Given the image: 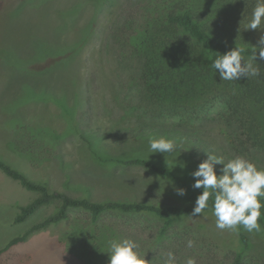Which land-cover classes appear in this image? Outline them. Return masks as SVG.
<instances>
[{"label": "rangeland", "instance_id": "obj_1", "mask_svg": "<svg viewBox=\"0 0 264 264\" xmlns=\"http://www.w3.org/2000/svg\"><path fill=\"white\" fill-rule=\"evenodd\" d=\"M237 2L0 0V158L76 197L158 205L185 204L171 179L105 159L140 156L191 174L208 152L225 162L246 155L264 167V105L246 101L263 141L259 147L240 133L225 103L238 94L237 81H226L227 93L223 83L172 81L169 72L178 70L164 58L166 17L184 9L200 21L230 20L231 30L256 44L264 30L244 29L245 21L236 19ZM152 57L158 58L155 69L145 66ZM159 136L177 141L175 153L149 155V141ZM221 167L216 165L218 174ZM34 196L0 171V247L55 210L53 203L13 223L18 206ZM215 220L205 210L161 234L162 221L150 214L110 211L93 217L71 209L64 220L29 235L19 249L24 253L11 251L0 264H108L114 237L140 241L151 264H163L169 251L177 264L188 258L194 264H232L241 248L238 232L218 229ZM243 232L248 242L242 264H264V231Z\"/></svg>", "mask_w": 264, "mask_h": 264}, {"label": "trees", "instance_id": "obj_2", "mask_svg": "<svg viewBox=\"0 0 264 264\" xmlns=\"http://www.w3.org/2000/svg\"><path fill=\"white\" fill-rule=\"evenodd\" d=\"M241 14L236 17L237 21H245L251 17L256 0H237ZM243 9H242V8ZM211 19L208 21H200L195 18L193 13L184 9L178 12H171L167 15V32L168 39L164 58L168 60L171 69L176 67L178 73L169 72V80L184 83L185 85H194V83H203L207 87L222 84L227 93L228 82L221 81L220 77L215 74L212 68V62L221 54L234 48L235 46H244L251 55L252 45L245 42L244 38L237 35V28L231 30V26L225 18ZM239 19V20H238ZM166 37V38H167ZM157 59V60H156ZM152 69H155L158 58H147V63ZM258 63V62H257ZM260 76L247 79L242 77L237 80L238 94L227 96L225 103L230 108L237 120L238 129L242 135H246L255 146H262L263 141L260 137V131L256 122V117L248 108L246 101H253L255 104L264 105V66L260 63ZM156 73V71H155ZM207 84H206V83ZM233 87V89H235ZM106 162L120 165L126 168L141 167L154 174L171 179L178 188H184L186 194L183 196L184 205L177 204H154L139 201H120L105 200L96 201L88 197H76L68 193L53 190L48 187L45 182L35 181L28 178L22 171L15 168L2 158H0V171L9 179L17 181L26 190L35 193V196L25 204L18 206V212L13 218V223H21L33 215L37 210L55 203V210L50 214L42 217L38 221L32 223L21 234L10 238L2 247H0V255L7 251L11 246L25 241L28 236L39 229L45 228L50 224L58 223L68 216L71 209H79L89 212L93 217H97L102 213L117 211L124 214H150L162 221L160 233L164 234L175 222L184 216L190 215L197 196L202 189H194L192 184L194 178L191 174H178L172 169L153 162L145 157L135 156L130 158L108 157ZM212 199L209 201L211 210ZM264 213V208L261 209ZM259 223L264 231V215L261 216ZM241 242V248L235 255L232 264H242V254L247 246L248 238L243 232V227L239 226L237 231Z\"/></svg>", "mask_w": 264, "mask_h": 264}, {"label": "clouds", "instance_id": "obj_3", "mask_svg": "<svg viewBox=\"0 0 264 264\" xmlns=\"http://www.w3.org/2000/svg\"><path fill=\"white\" fill-rule=\"evenodd\" d=\"M244 29L264 30V0H256L251 17ZM251 55L244 46H235L219 55L212 68L219 72L221 81H237L242 77L247 79L260 76V64L264 61V34H261L255 45H252ZM177 141L165 136L149 141V155L154 153L173 154ZM195 170L191 172L194 178L192 187L202 189L197 196L190 213L198 216L209 208L212 199V214L215 216L216 227L220 230L238 231L239 226L249 233L260 232L259 220L264 213V167H259L246 155H235L225 162V159L208 152ZM222 165L219 174L216 165ZM183 167V165H182ZM144 173V172H143ZM178 195L184 196V188H174ZM193 241L187 242V247H193ZM108 264H151L140 241L130 237H114L108 242ZM163 264H177L176 256L169 251L163 259ZM184 264H194L188 258Z\"/></svg>", "mask_w": 264, "mask_h": 264}, {"label": "crops", "instance_id": "obj_4", "mask_svg": "<svg viewBox=\"0 0 264 264\" xmlns=\"http://www.w3.org/2000/svg\"><path fill=\"white\" fill-rule=\"evenodd\" d=\"M35 232V231H34ZM32 234V233H31ZM30 234V235H31ZM25 242L26 241H23V242H20V243H17V244H15V245H13V246H11L7 251H5L4 253H2L1 255H0V259H2L7 253H10L11 251H14V250H17V252H16V254H17V256H20L22 253H24V252H20L19 251V249H20V247H22V245L23 244H25ZM3 246V245H2ZM1 246V247H2Z\"/></svg>", "mask_w": 264, "mask_h": 264}]
</instances>
